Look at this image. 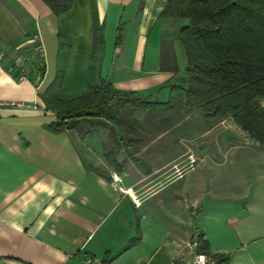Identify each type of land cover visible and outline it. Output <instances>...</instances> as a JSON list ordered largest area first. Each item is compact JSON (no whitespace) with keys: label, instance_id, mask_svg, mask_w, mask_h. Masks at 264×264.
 Listing matches in <instances>:
<instances>
[{"label":"crops","instance_id":"0c3cea01","mask_svg":"<svg viewBox=\"0 0 264 264\" xmlns=\"http://www.w3.org/2000/svg\"><path fill=\"white\" fill-rule=\"evenodd\" d=\"M69 1L57 16L44 0H0V264H193L200 237L225 264H264V187L190 180L194 167L185 168L202 136H234L215 130L232 118L183 107L52 127L58 115L42 96L56 77L61 29L71 35L70 97L88 91L90 67L95 83L159 103L186 73L185 21L161 16L167 0H94L95 45L91 0ZM193 117L211 128H186ZM115 173L124 193L111 186Z\"/></svg>","mask_w":264,"mask_h":264},{"label":"trees","instance_id":"16d2710c","mask_svg":"<svg viewBox=\"0 0 264 264\" xmlns=\"http://www.w3.org/2000/svg\"><path fill=\"white\" fill-rule=\"evenodd\" d=\"M60 16L71 9L69 0H44ZM161 16L185 21L179 31L186 54L185 78L170 87L168 102L148 101L137 92L116 90L111 83H95L90 67L84 94L68 96L64 79L71 52V35L58 32L56 77L42 99L58 115L54 129L69 128L91 118L123 124V110L161 115L183 107L205 118H232L251 139L264 145V0H167ZM94 45L101 41L94 0ZM115 165V162H111ZM140 231L129 244L141 240ZM198 243L207 253L208 245ZM110 260L103 262L106 264Z\"/></svg>","mask_w":264,"mask_h":264},{"label":"rangeland","instance_id":"374dc122","mask_svg":"<svg viewBox=\"0 0 264 264\" xmlns=\"http://www.w3.org/2000/svg\"><path fill=\"white\" fill-rule=\"evenodd\" d=\"M211 123V120L200 121L193 117L186 124V128H189V126L194 127L192 130L202 135L203 132L211 128ZM183 128L185 127H181L177 131L180 132ZM215 130H226V132L229 130L234 133V136L231 135L229 139V134L222 132L220 136L216 132L215 135L210 133L202 136L197 142L196 153L199 151L198 147L204 150V153L196 155V153L190 152L188 156L189 163L185 168L194 167L195 171L191 173L188 179L222 177L225 180L239 178L241 181L245 178L250 184L255 183V185L264 187V146L251 139L247 133L231 121H224ZM235 187H237L236 181Z\"/></svg>","mask_w":264,"mask_h":264},{"label":"built area","instance_id":"2783aa9c","mask_svg":"<svg viewBox=\"0 0 264 264\" xmlns=\"http://www.w3.org/2000/svg\"><path fill=\"white\" fill-rule=\"evenodd\" d=\"M40 55H43L42 48H38ZM123 179L118 174L112 175L111 186L113 189L118 193H124L123 190ZM193 264H225L222 259H219L217 256L213 255L212 253H205L202 251H197L194 256V263Z\"/></svg>","mask_w":264,"mask_h":264},{"label":"water","instance_id":"95a60500","mask_svg":"<svg viewBox=\"0 0 264 264\" xmlns=\"http://www.w3.org/2000/svg\"><path fill=\"white\" fill-rule=\"evenodd\" d=\"M90 264H103V262H100V261H98V260H94V261H92Z\"/></svg>","mask_w":264,"mask_h":264}]
</instances>
